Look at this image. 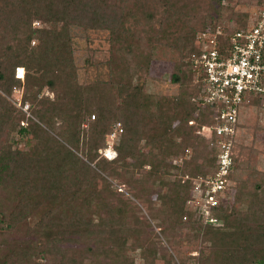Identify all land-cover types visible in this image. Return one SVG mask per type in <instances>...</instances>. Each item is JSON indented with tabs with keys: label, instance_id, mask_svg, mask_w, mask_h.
I'll return each instance as SVG.
<instances>
[{
	"label": "rangeland",
	"instance_id": "374dc122",
	"mask_svg": "<svg viewBox=\"0 0 264 264\" xmlns=\"http://www.w3.org/2000/svg\"><path fill=\"white\" fill-rule=\"evenodd\" d=\"M11 1L14 3L22 2V0ZM196 1L187 4L186 12L190 20L186 23L190 22V27L196 28L201 22H204L211 23L213 26L220 25L229 31L235 26L236 21L242 20L241 17L244 13L253 12L258 2V0H223L221 5L214 4L212 7H208L205 1ZM111 3H114V0H109V4ZM150 7L154 11L155 21L163 20L166 7L158 1H152ZM17 14L18 10L16 11ZM20 15L22 19H25L22 11ZM134 18L137 19V17ZM134 18L128 16L126 20L125 27L126 29L131 28L130 32H132L133 23L136 21ZM3 26V20L0 19V29ZM32 27H46L58 32L64 29L62 22H46L41 18L35 19ZM141 28L147 30L149 34L142 30L137 36L124 40L119 39L117 45L114 46V35L108 29H85L80 26H71L70 49L73 67L65 69V74L53 79V90L46 86L43 79L38 84L37 78H40V73L33 71L30 72L33 77H31L29 85L26 84V87L23 85L14 90L12 94H7L0 88V105L8 108L14 118L13 126L6 129L0 128V153L5 151V155H8L7 158L12 160L8 172L5 173L4 177H0L2 181L0 184V221L3 217H7L5 226H0V264H70L68 259L73 257L76 262L81 261L83 264H127L132 260L135 264H144L139 255V250L135 251L132 236L128 237L125 245L111 243L107 240L108 237L110 238L109 228L102 225L97 226L110 215L107 210H97L95 205L100 202L99 198L112 206H121L124 205L123 202L127 203L121 219L123 218L126 225L130 227L134 225L136 219L141 222L140 230L143 232L137 239L140 247L145 246L149 240L155 241L158 257L154 264H165V260L160 257L167 255H172L177 264H204V260L198 262L201 253L203 258L210 257V264H214V253L210 242L203 243L195 231H191L185 226L178 227L179 225H177L175 228H167L169 223L166 224L165 220L160 218L158 194L161 191L164 194L172 189L173 180L169 176L162 178L165 179V188L148 184L151 192L148 193L149 196L147 197L156 204V206L152 204L154 208L151 209L147 205L146 197L140 190V184H137L142 179V175L150 169L149 165L136 172L133 169L128 172V169H124L125 167L118 162L106 163V161L116 159L115 147L120 144L126 131L124 134L118 131L116 137L113 139L107 137V141H105L106 137H103L101 128L105 124H110L112 127L114 118L119 119L118 121L122 123L124 128L127 127L126 122L128 121L126 116L119 113V109L123 107L121 106V98L116 95L115 90L112 91L111 89V71L114 69V62L117 66L123 64L122 66L125 68L128 67L133 75L137 74L134 83L143 85V96L151 97L152 105L158 100H173L181 92L180 85L173 82L172 76L176 71V62L181 54L183 56L186 54L187 50H183L179 54V50L176 51L164 41L152 45L151 43L155 42L156 37H160L157 34L158 27H152L149 24L138 28L137 31ZM24 36L22 32L11 33L10 28L7 31H0V66L3 63L1 55L7 53L10 47L18 48L25 44ZM41 84L43 87L40 86ZM24 96H27V102L23 100ZM86 100L87 102H85ZM104 102L111 106L112 113L117 114V116L112 118L111 113H105V116L101 117L98 107ZM157 106L155 105L152 111L160 115ZM84 107L92 112L91 115L86 112ZM41 108H49L53 114L57 113L50 123L42 122L35 115L37 109ZM74 115H78V117L75 118ZM93 115L97 116L95 120H93ZM155 121H157L156 118H154ZM31 122H36L50 133L51 145L46 146L44 144L45 135L42 133L39 138H34L33 134L23 137L19 133L20 126H27ZM241 122L239 137L235 145V153L238 158L235 178L241 185L249 179L251 188L254 189L256 185H260V188L257 189V196L253 194L249 197L244 196L247 190H241L239 195L238 192L241 188L238 186L236 191L234 184L231 183L227 192H224L220 204L233 206L234 215L230 219L233 232L243 222H248L250 226H253L254 222L252 223L248 215L252 209L253 212H261L260 217H254V219L260 220V223L264 225V105L259 103L246 107ZM37 127L35 128L37 129ZM117 127L119 128L118 125ZM148 130L149 128L145 129V132L147 133ZM191 136H193L191 143L194 145L192 146L194 151L197 149L205 157L204 147H202L205 145L202 141L203 138ZM71 137L78 139L80 146L66 143L65 139ZM54 141L64 144L74 155L94 169L82 168L70 157L75 165L66 169L60 177L62 190L58 203L65 204V195L77 189L78 182L83 181L82 191L84 192L82 193H84V197H82L79 205H84L87 201V206L90 204L91 206L88 209L78 210L76 219L67 220V227L59 230V232H63L60 236L61 240L54 245L57 246L56 249L51 248V254H36L32 256L31 260L20 255L22 261L18 262L11 253L14 246L23 241L39 243L35 227L42 219L40 216L41 204L34 205L31 200L27 202V199H23L22 202V198L29 195L37 196L34 187L29 189L32 174L30 175L28 169L32 161L35 162L41 158L46 159L49 154L51 155V151H55L56 144ZM138 145L141 153H148V148L144 146L145 141ZM89 153L95 157L92 162L87 158ZM137 156L138 154L130 158L128 162L136 163ZM169 158L172 161L171 157ZM100 162H104V171L99 169ZM95 172L100 173L104 178L97 181L96 192L93 190L92 184ZM19 182L26 185V189L30 192L22 195V190H20L18 193L16 187H19ZM107 187L110 188L109 191ZM135 187L136 189H134ZM236 194L241 197L234 203ZM43 198L50 200L51 196L47 193ZM251 201L253 208L251 206L248 211ZM18 203L23 206L25 211L30 206H36V210L25 217L18 218L17 216L21 214ZM189 206L190 209L201 213L200 208L195 206L193 202ZM67 209L62 206L56 211L65 215L70 214L71 211L69 213ZM152 212L159 213V216L153 217ZM245 216H249V218L246 219ZM76 220L81 222L80 226L75 223ZM9 222L13 226L8 227L7 223ZM204 225L206 226V224ZM162 229H167L165 230L167 235L164 232L161 233ZM37 249L40 250L38 247Z\"/></svg>",
	"mask_w": 264,
	"mask_h": 264
},
{
	"label": "trees",
	"instance_id": "16d2710c",
	"mask_svg": "<svg viewBox=\"0 0 264 264\" xmlns=\"http://www.w3.org/2000/svg\"><path fill=\"white\" fill-rule=\"evenodd\" d=\"M152 1H158L166 7V13L160 22L155 21L154 11L150 7ZM192 1L195 2L196 0H114V3L111 4H109V0H22L21 3H14L11 0H0V19L3 20L4 24L0 31H7L10 28L11 33L22 32L25 35V44L18 48L10 47L7 53L1 55L3 63L0 66V88L5 93L12 94L14 90L21 88L23 85L26 87V84L29 85L31 77H33L30 73L33 71L34 73H40V78H37L38 84L43 79L46 86L53 90V79L61 77L65 74V69L73 67L70 49L71 26H80L85 29H108L114 35V46L117 45L116 43L119 39L124 40L137 36L142 30L149 34L143 28L137 31L140 27L149 24L152 27H158L157 34L160 37L157 36L155 42L151 43L152 45H157L164 41L165 44L173 47L176 51L179 50V54L183 50H187L186 54L184 56L181 54V57L176 62V71L172 76L173 82L180 85L181 92L173 100H158L152 105V98L143 96V85L134 83L137 74L133 75L128 67L125 68V66H122L123 64L117 66L114 62V69L111 71V89L112 91L115 90L116 95L121 98V106L123 107L119 109V113L126 116L128 121L126 122L127 127L124 128L122 123L118 121L119 119L114 118L112 127H110V124H105L101 128V132L104 134L103 137H106L105 141L112 134L117 136L118 131L123 134L126 131L120 144L115 147L116 159L106 161V163L118 162L125 167L124 169L127 168L128 172H130V169L136 172L149 165L150 169L142 175V179L137 184H140V190L146 197L147 205L151 209L154 208L152 204L155 206L156 204L147 197L149 196L148 193L151 192L148 184L165 188V179L162 178L169 176L173 180L172 189L164 194L162 191L158 194L160 218H163L166 224L171 223L170 225L168 224L167 228H175L177 225H179L178 227L185 226L191 231H195L197 237L200 236L203 243L210 242L214 253V264H264V225L260 223V220L254 219V217L259 218L261 212H253L252 209L248 215L252 223L254 222L253 226H250L248 222H243L233 232L231 230L233 228L232 224H230V219L234 215L233 206L220 204L214 207L213 216L218 223L216 225L207 223L205 226L204 215L200 211L190 209L188 203L192 196V179L199 176L207 177L213 175L217 163V153L215 148L211 147V142L204 135L197 134V131L201 130L204 125L213 123L214 109L211 107L203 108L198 100H194L200 91V86L195 84L194 74L190 68V57L192 54L197 53L199 49L196 44L197 34L208 29H215L217 26L201 22L196 28L190 27V22L186 23L190 20L186 11L187 4ZM204 1L208 4V7H212L214 4L221 5L223 0ZM263 2L264 0H258L255 6L259 7ZM16 9L18 10L17 15ZM21 11L25 19L21 18ZM215 11L218 12V10ZM251 14L252 12L249 14L244 13L243 17H241L242 20L240 21L239 19L238 22H235L231 32L245 29ZM128 16L131 18L137 17V19L134 18L136 21L133 23L132 32H130L131 28L126 29L125 27ZM124 17L125 20L123 21ZM40 18L46 22H62L64 29L58 32L46 27L33 28L34 20ZM224 31L226 33L229 32L228 29H224ZM124 63L126 64V62ZM19 68L24 70L23 78L17 76ZM40 86L43 87L42 84ZM23 100L27 102V96H24ZM259 103V99L255 98L248 106ZM102 104L98 107L101 117H104L105 113H111L112 118L117 116V114L112 113L113 109L107 102ZM155 105H158L160 115L152 111ZM84 108L91 115L92 112L87 110L86 107ZM55 114L57 113L53 114L49 108H41L37 109L35 115L42 122L50 123ZM74 116L75 118L78 117V115ZM96 118L97 116L93 115V120ZM154 118L157 121L154 122ZM191 120L195 122L193 125L189 124ZM13 125L12 112L0 105V128L6 129ZM151 126L153 127L150 128ZM140 127L143 128L140 129ZM148 128L149 130L146 133L145 129ZM19 133L23 137L33 134L34 138H39L42 133L45 135L44 144L46 146L51 145L50 133L41 128L36 122L28 123L27 126H20ZM191 135L196 138H203L202 141L205 145H202V147H204L205 157L197 149L194 151L192 147L194 145L191 143L193 136ZM65 141L69 145L77 144V146H80L78 145L80 141L76 140L75 137L65 139ZM142 141H145L144 146L148 148L147 154L141 153L138 147V144ZM54 144H56V149L50 152L51 155L49 154L46 159L41 158L35 162L32 161L28 169L30 175L32 174V182L29 183V189L34 187L36 189L35 192L37 191V196L29 195L26 198H22V202L23 199H27V202L31 200L34 205L41 204L40 216H42V222L40 221L35 227L39 243L23 241L14 246L11 253H13L12 257H15L18 262L22 261V255L31 260L32 256L36 254H51V248L54 247L53 249H56L57 246L54 245L61 240L60 236L63 232H59V230L67 227V220L76 219L78 210L81 211L82 208L88 209L91 206V204L87 206V201H85L84 205H79L82 197H84V193H82L84 192L82 191L83 181L78 182L77 189L65 195V204L58 203L62 190L60 177L66 169L75 165L70 157L82 168H93L74 155L61 142L54 141ZM5 154V151L0 153V177H4L11 166L12 160L7 158L8 155ZM136 154L139 156H137V162H128ZM169 157H171L172 161L169 160ZM87 158L90 162L95 159L91 153L87 155ZM179 159L180 162H178ZM237 160L238 158L235 156V164L228 177L229 181L234 184L236 191L238 186L241 188L240 192H238L239 195L241 190H247L244 196L251 197L253 194L257 196V189L260 188V185H256L253 189L250 187L249 179L246 183L244 181L243 185L236 180ZM99 169L105 170L104 162L99 163ZM100 179H104L103 176L95 172L92 179L94 191L98 185L97 181ZM1 182L0 180V184ZM19 183V187H16L18 188V193L20 190H22V195L30 192V190L26 189V185H23L22 182ZM109 189L107 187L108 191ZM47 193L51 196L50 200L43 198ZM237 194L234 197V203L241 197ZM99 200L100 202L95 205L97 210H107L110 213L106 220H102L97 225L109 228L110 238L108 237L107 240L111 241V243L125 245L128 237L132 236L135 251L139 250V255L143 259L144 264H154L158 257L155 241L149 240V242L145 243V246L140 247L137 239L140 238L143 232L140 230L141 222L136 219L134 225L130 227L126 225L123 218L121 219L127 203L123 202L124 205L112 206L101 198ZM251 203L252 201L248 211L251 206L253 208ZM62 206L68 208L67 210L69 213L71 211L72 214L65 215L57 212L56 209ZM18 207L21 209V214L17 216L18 218L25 217L36 210V206H30L25 211L20 203H18ZM22 210L24 211L23 213ZM158 214L152 212L153 217H158ZM249 216H245V218L248 219ZM6 219L7 217L1 219L0 226H5ZM75 223L78 226L81 224L79 220H76ZM7 224L8 227L12 225L11 222ZM165 230L167 229H162L161 233L164 232L167 235ZM63 254H65L64 251ZM160 258L165 260V264H177L172 255ZM209 258H203L201 253L198 262L204 260V264H210L211 260ZM73 259L74 257L68 259L70 264H83L81 261L76 262ZM127 264L135 263L132 260Z\"/></svg>",
	"mask_w": 264,
	"mask_h": 264
},
{
	"label": "built area",
	"instance_id": "2783aa9c",
	"mask_svg": "<svg viewBox=\"0 0 264 264\" xmlns=\"http://www.w3.org/2000/svg\"><path fill=\"white\" fill-rule=\"evenodd\" d=\"M196 40L199 49L190 57V68L200 91L194 100L214 109L213 123L197 134L211 142L217 163L213 175L192 179L188 203L200 208L204 221L217 224L213 208L231 185L228 177L235 164L241 117L253 99L264 105V2L253 10L245 29L226 33L219 25L198 33ZM17 76L23 78L24 70L19 68Z\"/></svg>",
	"mask_w": 264,
	"mask_h": 264
}]
</instances>
